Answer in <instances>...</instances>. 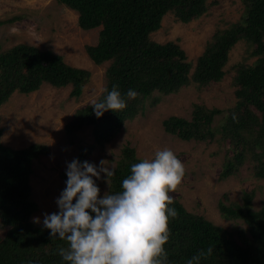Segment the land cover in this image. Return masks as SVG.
<instances>
[{"label": "trees", "instance_id": "1", "mask_svg": "<svg viewBox=\"0 0 264 264\" xmlns=\"http://www.w3.org/2000/svg\"><path fill=\"white\" fill-rule=\"evenodd\" d=\"M57 1L78 13V23L83 29L103 27L98 43L87 44L85 50L97 65L111 61L106 89L111 91L113 85H118L127 103L123 110H109L100 118L96 117L92 104L88 105L66 125L68 133L93 125L96 141L102 142L143 109L145 100L154 92L175 90L190 82L204 86L220 81L226 73L224 66L230 49L246 39L254 45L252 54L258 59L254 66L241 65L234 79L237 108L223 127L230 135L238 163L227 162L221 176L237 170L247 156L245 152L257 141L264 146V0H243L242 18L216 31L195 65L187 60L179 44L153 41L151 34L161 27L169 13L182 22L199 18L208 10V0ZM91 76V70L67 63L52 49L19 44L0 52V105L15 91L30 93L46 82L54 86L71 85V95L79 97ZM128 89L138 92L136 99L127 98ZM105 95L104 91L98 100ZM222 112L219 108L196 105L190 120L170 117L164 124L185 139L201 137L211 133L215 116ZM245 133L249 136H244ZM49 151L45 143L35 142L16 149L0 141V221L8 227L0 241V264H69L58 254L59 247H66V242L52 239L49 229L32 221L38 208L31 198L32 163ZM253 158L257 161L256 175L264 178V151ZM140 160L135 149L125 147L111 179V193L122 190V181L130 175L131 165ZM243 199L242 203L220 202L219 207L226 217L244 220L250 238L235 237L208 219L192 215L172 198L170 207L176 208L178 217L169 221L170 238L165 245L169 264H187L188 259L200 250L206 253L210 246L212 254L202 257L198 264H264V208L255 210L249 193Z\"/></svg>", "mask_w": 264, "mask_h": 264}, {"label": "rangeland", "instance_id": "2", "mask_svg": "<svg viewBox=\"0 0 264 264\" xmlns=\"http://www.w3.org/2000/svg\"><path fill=\"white\" fill-rule=\"evenodd\" d=\"M208 5L205 14L190 22L178 20L173 13L167 14L151 39L179 44L187 60L195 65L216 31L240 20L245 9L243 0H208ZM78 18L76 11L57 0H0V20L3 21L0 52L19 44H32L40 49H52L67 63L92 71L79 97L71 95V85L54 86L46 82L30 93L15 91L0 105V141L3 144L16 149L35 142L49 146V153L40 155L32 163L31 198L38 205L32 221L39 217V225H43L45 213L59 211L56 199L66 187L68 162L78 159L81 163L88 161L99 166L104 160L106 166L116 169L126 146L135 149L141 160L153 158L157 151L170 149L184 167L182 181L176 191L169 192L170 197L178 200L192 215L208 219L231 231L235 237L250 238L247 223L226 217L219 205L220 202L242 203L243 196L249 193L253 208H264V178L256 175L257 161L253 158L254 154L264 151L260 142L245 152L247 156L237 165V170L221 176L225 164L235 160L234 146L223 127L237 108L234 79L241 65L256 64L258 56L252 54L254 45L242 39L230 49L224 66L226 73L220 81L204 86L190 82L175 90L154 92L145 100L143 109L127 119L115 135L97 142L93 125H85L73 133L66 130V125L80 110L103 94L111 64V61L95 64L85 50L87 44L98 43L103 27L83 29ZM196 105L223 110L215 116L210 134L185 139L177 130L167 129L166 119L190 120ZM244 136L248 137L249 133ZM249 142L252 145L253 139ZM104 176L106 174L102 173ZM96 183L103 197L110 187L103 178ZM7 230L0 221V241Z\"/></svg>", "mask_w": 264, "mask_h": 264}, {"label": "clouds", "instance_id": "3", "mask_svg": "<svg viewBox=\"0 0 264 264\" xmlns=\"http://www.w3.org/2000/svg\"><path fill=\"white\" fill-rule=\"evenodd\" d=\"M105 92L91 105L97 118L127 107L118 85ZM126 96L136 99L138 92L128 89ZM105 162L99 166L78 159L67 163L66 187L56 199L59 211L45 213L42 221L52 239L66 242V247H59V256L69 264H169L165 249L169 221L178 217L176 208L170 207L169 192L182 181V162L170 149L157 151L153 158L131 165L121 191L101 197L96 180L105 179L111 188L115 175V167ZM34 222L41 220L35 217ZM212 252L211 246L206 253L200 250L187 264H198Z\"/></svg>", "mask_w": 264, "mask_h": 264}]
</instances>
